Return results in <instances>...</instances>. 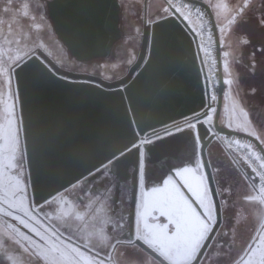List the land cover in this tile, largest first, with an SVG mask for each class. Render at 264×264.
I'll use <instances>...</instances> for the list:
<instances>
[{"label":"water","instance_id":"1","mask_svg":"<svg viewBox=\"0 0 264 264\" xmlns=\"http://www.w3.org/2000/svg\"><path fill=\"white\" fill-rule=\"evenodd\" d=\"M187 1L204 8L214 34L217 77L221 81L217 85L214 127L219 132L249 139L264 159V148L256 137L219 122L225 85L222 84L223 64L216 20L206 1ZM46 6L58 39L78 61L108 56L115 41L121 37L118 0H46ZM169 11V14L153 21L145 20L136 60L121 77L107 80L91 73L65 69L40 48L20 61L23 63L31 60L28 67L20 72L18 95L23 96L33 114L36 101L47 98V91L54 92L51 97L61 98L81 86V98L87 105L88 114L92 115L86 130L97 132V135L80 139H58L50 152L35 162L31 169L25 159L35 203L43 202L89 169L98 166L122 145L130 146L134 135L142 140L144 136L137 132V124L141 130L154 126L158 132L170 125L185 124V120L196 123V117L199 116L198 131L204 142L202 154L201 145L194 140L197 132L195 128L177 133L157 145L148 146L144 164L147 190L146 197L141 201L142 225L148 217L153 216V201L160 195L153 193L152 189L164 187V180L173 175L177 167L196 169L201 166L210 198L219 205L215 222L217 228L221 205L207 155V148L214 141V133L202 120L208 109L202 80L203 65L194 33L185 26L173 8L169 7ZM12 75L17 89L14 70ZM186 127L184 125L181 128ZM80 147L82 151L70 150ZM132 154L133 161L139 163V152L132 150ZM123 165L126 167L130 163ZM173 180L178 181L179 178L173 176ZM195 210L203 212L196 200ZM135 242L138 244L136 239ZM147 252L158 261L163 260V257L152 253L151 249ZM163 264L169 262L163 260Z\"/></svg>","mask_w":264,"mask_h":264},{"label":"rangeland","instance_id":"2","mask_svg":"<svg viewBox=\"0 0 264 264\" xmlns=\"http://www.w3.org/2000/svg\"><path fill=\"white\" fill-rule=\"evenodd\" d=\"M204 1L227 17L242 0ZM118 3L121 37L113 44L110 54L78 61L57 38L48 15L46 0H0V258L5 264H32L33 258L18 243L24 241L29 234L20 223L21 218L44 236V241L36 238L27 243L44 258L45 264H74L75 256L72 246L66 241L53 242L50 236L54 232H60L32 207L35 203L25 161L22 172L9 167L14 163L13 157L19 159L20 155L13 149V141L9 135L16 126L12 117L15 99L18 104L15 79L9 69L40 48L65 69L91 73L107 80L120 77L137 55L145 20L153 21L170 11L165 0H118ZM249 3L252 7V23H261L264 0H245V4ZM20 140V147L23 148L22 139ZM207 155L220 205L227 211L231 209L237 212L235 214L239 225L223 247L210 250L198 264H234L250 242L253 248L260 249L254 254L264 248V199L253 191L255 176L251 169L218 141L214 140L209 144ZM239 184L241 194L235 192V186ZM246 193L251 194L254 199L246 200ZM26 212L27 216L24 215ZM61 235L70 236L66 233ZM253 237L259 239L253 240ZM71 239L72 243L80 241L73 237ZM17 248L20 250L17 251ZM105 256V264H159L134 246L118 248L111 256ZM251 256L253 252L246 258L249 260ZM80 259L81 264H88L91 257L85 255Z\"/></svg>","mask_w":264,"mask_h":264},{"label":"snow or ice","instance_id":"3","mask_svg":"<svg viewBox=\"0 0 264 264\" xmlns=\"http://www.w3.org/2000/svg\"><path fill=\"white\" fill-rule=\"evenodd\" d=\"M248 7V5H245ZM167 11V10H166ZM243 13L241 12V15ZM238 17H233L235 21ZM187 27V25H185ZM221 31L223 29L221 28ZM155 38V37H154ZM220 46L223 47V41L220 42ZM32 59H35L33 57ZM195 61V56H194ZM31 63V60H27L23 63L17 61L14 65V69H9L13 72L17 78V90L19 92V75L24 69H26ZM205 81H208V77L205 75ZM210 83V82H209ZM218 83L221 81L218 79ZM232 81L230 79L222 80L223 85H229ZM127 92V89H124ZM214 98V97H213ZM20 113L17 117L15 111L12 114L13 119L16 121V126L13 131L9 133L13 141V149L20 153L19 159L13 157L14 163L9 166L14 171L22 172L23 164L27 159L29 168L33 166L35 162L43 159L53 148L54 144L61 135V130L53 127L50 123H46L43 118L36 114L34 115L32 110L26 105L22 95H18ZM131 103V101H129ZM15 109V103L13 105ZM216 110L208 105V112L205 113L206 121L211 123L213 116L211 113ZM200 122L199 116L196 117V123H191L185 120L186 128H181L178 124L174 125L175 131H169L167 127L164 129V135H160L154 126H150L149 129L141 130L139 124H137V132L140 136H144V139H140L139 136L134 135L133 141L130 146H125L123 150L114 151L105 160L101 161L98 166L88 170L87 176L90 179L99 180L105 178L104 173L109 169H115L120 160L125 157L130 151L136 150L140 156V178L144 177V164H145V152L149 145H157L160 142L167 140L169 137L175 136L177 133L184 131H191L197 129L194 140L201 145V154L203 152V139L200 138L198 125ZM150 133V134H149ZM21 136H23V148L20 147ZM251 147V145H248ZM205 167H207L205 165ZM264 167V164L261 165ZM172 170L170 169V172ZM255 171V169L253 170ZM199 173V168L194 172L192 167H177L173 175H170L168 179L164 180V187L153 188V193L160 194L157 199L153 201V216L151 219L158 221L159 217L165 219V223H156L155 227H150L148 223H145L146 231L136 236L138 247L152 250V253L163 257V260H167L169 264H196L200 257L203 255V249L207 246V241L214 233L216 224L214 223L215 215H218L219 205L213 200L211 203L206 204L209 191L203 188L204 177H200L198 187L194 188L191 182L192 179ZM173 176L179 178L176 183H173ZM259 180L261 182L260 189H256L255 181H253V191L260 195L264 199V172L259 174ZM87 179L85 183H87ZM79 184V180L76 181ZM183 185L187 188L195 198L196 202L203 209L202 213H198L190 204L187 197L180 191L179 185ZM171 185V188L169 186ZM69 187L74 188V185ZM65 195H67V189H65ZM223 196V193L221 194ZM246 200H252L254 197L251 194H245ZM32 207L43 212L45 208L51 210L52 203L49 200H45L43 205L37 203ZM159 213V216L155 214ZM7 214V213H6ZM25 216L28 215L26 212ZM30 219V218H29ZM20 223L28 230V235L24 238V241L18 242L22 244L24 252L30 255L32 264H45L44 258H42L31 244H28V240L44 241V236L40 231L34 227H29V224L23 219H20ZM212 225V227H209ZM205 233H208L206 236ZM50 238L53 242L57 240H64L72 246L74 256V264H81V257L87 255L91 257L88 264H105V257L101 256V251L105 252L107 256H111L112 253L107 249L96 248L95 245L84 246L83 250L81 245L73 244L70 236H62L58 232H54ZM253 240L259 239L253 237ZM7 243V241H5ZM131 243V238H129ZM147 246V247H145ZM96 249L93 251V249ZM20 249L17 248V251ZM253 250V244L250 242L247 248L242 250L241 255L234 262V264H251L246 258L251 254ZM127 254V253H125ZM163 260L161 264H163ZM0 264H5V261L0 258ZM261 264H264V258H262Z\"/></svg>","mask_w":264,"mask_h":264},{"label":"flooded vegetation","instance_id":"4","mask_svg":"<svg viewBox=\"0 0 264 264\" xmlns=\"http://www.w3.org/2000/svg\"><path fill=\"white\" fill-rule=\"evenodd\" d=\"M33 53L35 51L26 57ZM136 57L132 63L136 60ZM129 67L124 74L128 71ZM81 90L82 87L79 86L72 93L68 92L66 97L61 98L51 97L54 92L49 90L47 91V98L36 101L34 115H40L46 123H50L53 127L60 129L61 135L58 139H80L97 135L96 131L86 130L87 123L91 120L92 115L87 112V105L81 98ZM14 103L15 115L18 117L20 113L19 101L17 104L15 99ZM95 116L98 117V114L96 113ZM178 125L182 127L186 124L179 123ZM167 128L169 131L175 129L174 125L167 126ZM164 129L165 127L159 130L158 133L164 135ZM124 148L125 146L122 145L118 150H123ZM70 150L82 151L83 149L80 147ZM125 163H130V165L124 167L123 164ZM196 169L193 168L194 172ZM87 173L77 179L79 180V184H76L77 180H75L46 199L52 203L51 210L45 208L43 212H40L38 209L35 212L46 217L61 234L66 233L73 238L79 239V242L73 241V243L81 245L82 250L84 246L95 245L96 248L107 249L108 252L114 253L118 248L134 246L161 264L160 261L143 248L138 247V244L135 242L136 236L146 231L145 223H148L150 227H155L156 223H165L166 221L163 217H159V220L156 221L151 219L152 216H150L144 225H142L141 201L146 197V179L141 180L140 162L135 163L133 161L132 151L120 160L115 169H109L104 173L106 179L103 177L99 180L90 179ZM145 174L146 171L144 170ZM201 174L204 177L203 188L208 189L206 176L201 166L199 167V173L191 180L193 187H198ZM86 179L87 183H85ZM176 182L173 180V183ZM74 184V188L69 187ZM179 187L180 191L187 197L191 206L195 209L193 194L182 184ZM169 188H171V185ZM65 189H67V195H65ZM114 199H116L115 203ZM44 201L39 204L43 205ZM211 202L209 194L205 203L209 204ZM235 213L237 214V212L231 209L227 211L221 204L220 222L201 259L210 250L215 249V247H223L225 241L229 240L230 236H232L235 227L239 225ZM216 221L215 215L214 223ZM209 227H212V225H209ZM205 235L207 236L208 233H205ZM128 236L132 237L131 243H129ZM229 244L231 245L230 241ZM95 250L94 248L93 251ZM100 255L107 259L105 252L101 251Z\"/></svg>","mask_w":264,"mask_h":264},{"label":"crops","instance_id":"5","mask_svg":"<svg viewBox=\"0 0 264 264\" xmlns=\"http://www.w3.org/2000/svg\"><path fill=\"white\" fill-rule=\"evenodd\" d=\"M211 9L220 42L223 41V76L232 81L225 85L219 122L253 135L264 146V16L261 23H252L251 3L245 4V0L227 17ZM233 17L238 18L234 21ZM239 187L240 184L235 186V192L241 194ZM256 250L260 249L253 248L251 264L258 263L264 256V248L254 254Z\"/></svg>","mask_w":264,"mask_h":264},{"label":"built area","instance_id":"6","mask_svg":"<svg viewBox=\"0 0 264 264\" xmlns=\"http://www.w3.org/2000/svg\"><path fill=\"white\" fill-rule=\"evenodd\" d=\"M165 1L169 7L177 12L187 27L191 29L195 35L203 65L202 80L206 104H211V107L215 109L217 103L218 77L215 40L210 20L204 8L197 3L189 2L187 0ZM205 75L208 77L210 83L205 81ZM214 113L215 112L211 113L213 116L211 123L206 121V117L202 120L210 127L211 132L214 133V139L251 169L255 176V187L256 189H260L261 182L259 180V174L264 172V167H261V165L264 164V159L261 153L249 139L217 131L213 123ZM248 145H251V147H248ZM254 169L255 171H253ZM262 258H264V256ZM262 258L256 264H261Z\"/></svg>","mask_w":264,"mask_h":264}]
</instances>
